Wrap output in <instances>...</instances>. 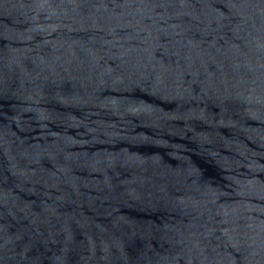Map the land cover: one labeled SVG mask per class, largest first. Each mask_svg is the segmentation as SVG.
<instances>
[{
    "label": "water",
    "instance_id": "obj_1",
    "mask_svg": "<svg viewBox=\"0 0 264 264\" xmlns=\"http://www.w3.org/2000/svg\"><path fill=\"white\" fill-rule=\"evenodd\" d=\"M0 264H264V0H0Z\"/></svg>",
    "mask_w": 264,
    "mask_h": 264
}]
</instances>
